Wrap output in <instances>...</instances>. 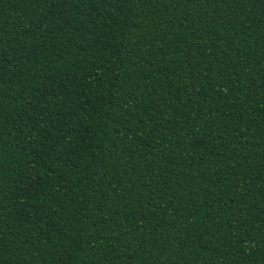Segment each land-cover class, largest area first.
<instances>
[{
    "label": "trees",
    "instance_id": "trees-1",
    "mask_svg": "<svg viewBox=\"0 0 264 264\" xmlns=\"http://www.w3.org/2000/svg\"><path fill=\"white\" fill-rule=\"evenodd\" d=\"M0 264H264V0H0Z\"/></svg>",
    "mask_w": 264,
    "mask_h": 264
}]
</instances>
